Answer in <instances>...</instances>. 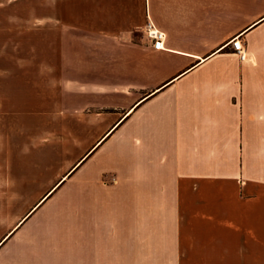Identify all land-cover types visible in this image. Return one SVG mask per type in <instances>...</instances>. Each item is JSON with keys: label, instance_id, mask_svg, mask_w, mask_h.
Here are the masks:
<instances>
[{"label": "crops", "instance_id": "1", "mask_svg": "<svg viewBox=\"0 0 264 264\" xmlns=\"http://www.w3.org/2000/svg\"><path fill=\"white\" fill-rule=\"evenodd\" d=\"M25 6V21L74 23L70 32L82 41L73 64L107 75L101 81L59 82L63 94L94 101L72 108L74 114L89 106L112 107L119 110L113 128L148 135V148L154 150L185 149L194 160V172L135 180L131 188L138 202L148 198L153 205L187 193L196 201L221 199L230 196L221 193L226 186L235 188L237 216L249 213L248 207L262 212L264 0H37L31 5L34 17H29L31 6ZM148 22L165 34L163 49L148 40ZM236 36L243 43V60L229 44ZM67 178L39 211L65 192L71 184ZM126 188L120 183L94 187L106 196L96 202V207L104 206L99 212L104 215L96 216L100 222H84L83 234L77 233L82 243L25 236L30 221L0 244V264H102V245L114 247L113 241H123L132 229L130 218L125 222L122 215L121 200H113ZM210 244L216 245V239Z\"/></svg>", "mask_w": 264, "mask_h": 264}, {"label": "rangeland", "instance_id": "2", "mask_svg": "<svg viewBox=\"0 0 264 264\" xmlns=\"http://www.w3.org/2000/svg\"><path fill=\"white\" fill-rule=\"evenodd\" d=\"M35 1L0 0V244L23 220L31 221L25 236L82 243L77 233L83 234L84 222H100L96 216L104 215L96 202L106 196L94 187L120 183L127 188L113 200H121L132 229L114 247L102 245V264H264V206L237 216L235 188L221 187L230 194L221 199L196 201L187 193L153 205L152 199L136 200L135 180L194 172V160L185 149L154 150L148 135L113 128L119 110L91 108L94 101L63 94L60 81H101L107 75L73 64L82 41L70 32L74 23L25 21V5ZM84 102L91 106L74 114ZM68 174L65 192L34 213ZM90 175L99 181H87ZM213 238L217 244L208 245Z\"/></svg>", "mask_w": 264, "mask_h": 264}, {"label": "built area", "instance_id": "3", "mask_svg": "<svg viewBox=\"0 0 264 264\" xmlns=\"http://www.w3.org/2000/svg\"><path fill=\"white\" fill-rule=\"evenodd\" d=\"M146 34L149 41H151L152 46L159 50L163 49L165 34L161 31L157 30L153 23L148 22L146 26ZM230 47L233 51H235L241 58V60L245 59V51L243 48L242 40L239 36L234 37L230 42Z\"/></svg>", "mask_w": 264, "mask_h": 264}, {"label": "bare ground", "instance_id": "4", "mask_svg": "<svg viewBox=\"0 0 264 264\" xmlns=\"http://www.w3.org/2000/svg\"><path fill=\"white\" fill-rule=\"evenodd\" d=\"M113 132H114V131H113ZM76 169H77V168H76ZM64 180H66V179H64ZM64 180H63V182H64ZM63 182H62V183H63ZM62 183H61V184H62ZM57 187H58V186H56V188H57ZM56 188H55V189H56ZM55 189H54V190H55ZM52 194H53V193H52ZM45 202H46V201H45ZM45 202H44V203H45ZM44 203H43V204H44ZM40 207H41V206H40ZM40 207H38V208L35 210V212H36ZM35 212H34V213H35ZM24 223H25V221L23 220V222H21V223L18 225V227L15 228L14 232L20 227V225L22 226Z\"/></svg>", "mask_w": 264, "mask_h": 264}, {"label": "water", "instance_id": "5", "mask_svg": "<svg viewBox=\"0 0 264 264\" xmlns=\"http://www.w3.org/2000/svg\"><path fill=\"white\" fill-rule=\"evenodd\" d=\"M82 161H83V160H82ZM82 161H81V162H82ZM81 162H80L78 165H80ZM78 165H77V166H78ZM69 174H70V173H69ZM69 174H68L66 177H64V178L62 179V181H63L65 178H67V177H69V176L71 175V174H70V175H69ZM62 181H61V182H62ZM61 182H60V183H61ZM60 183H59V184H60ZM59 184H58V185H59ZM58 185H57V186H58ZM55 188H56V186H55V187L49 192V194H50ZM49 194H48V195H49ZM48 195H47V196H48ZM47 196H46V197H47ZM46 197H45V198H46ZM45 198H44V199H45ZM44 199H43V200H44ZM43 200H42V201H43Z\"/></svg>", "mask_w": 264, "mask_h": 264}]
</instances>
